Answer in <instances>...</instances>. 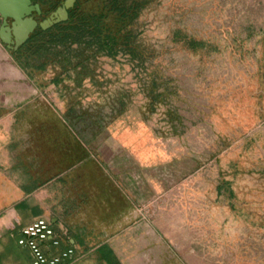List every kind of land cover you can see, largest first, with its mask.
Returning a JSON list of instances; mask_svg holds the SVG:
<instances>
[{
    "label": "rangeland",
    "instance_id": "obj_1",
    "mask_svg": "<svg viewBox=\"0 0 264 264\" xmlns=\"http://www.w3.org/2000/svg\"><path fill=\"white\" fill-rule=\"evenodd\" d=\"M137 28L155 58L144 65L123 54L97 59L93 75L101 81L92 75L80 89H63L64 95L80 100L82 116H122L123 127L146 119L151 147L167 150L170 141L167 167L154 173L175 180L170 203L179 209L182 225L196 228L191 236L197 239L199 262L264 264V105L253 95L254 74H246L250 88H237L244 76L238 64H255L258 28L264 46V0H160L143 11ZM234 34L248 35L246 57L228 51ZM260 60L264 67V55ZM53 69L50 75L37 74L39 85L48 86L51 76L60 74L59 67ZM63 79L54 92H60ZM47 92L51 95V88ZM38 97L39 112L50 116L40 91ZM260 97L264 101V94ZM179 112L185 118L181 170L169 160L178 158L171 133ZM149 203L135 207L155 208Z\"/></svg>",
    "mask_w": 264,
    "mask_h": 264
},
{
    "label": "crops",
    "instance_id": "obj_2",
    "mask_svg": "<svg viewBox=\"0 0 264 264\" xmlns=\"http://www.w3.org/2000/svg\"><path fill=\"white\" fill-rule=\"evenodd\" d=\"M257 31L252 43L255 64H238L244 76L237 88H250L246 74H254L253 95L264 105V46ZM247 37L234 34L228 51L246 57ZM53 68L41 74L50 75ZM51 77L48 86L39 85L37 74L25 70L0 40V264H34L32 249L19 238L38 219L48 220L53 228L52 236L37 240L46 257L73 251L56 264H203L197 258L196 236H191L196 228L182 225L176 218L179 209L170 203L175 180L154 173L166 169L170 141L167 150L151 147L146 119L137 127H123L122 116H82L80 100L63 93L70 85L80 89L79 83L63 74L60 92H54L59 85ZM39 91L50 116L39 112ZM242 96L237 105H242ZM182 121L179 112L171 133L178 158L169 159L179 170ZM191 157L196 161L197 155ZM141 202H154L155 208H136Z\"/></svg>",
    "mask_w": 264,
    "mask_h": 264
},
{
    "label": "trees",
    "instance_id": "obj_3",
    "mask_svg": "<svg viewBox=\"0 0 264 264\" xmlns=\"http://www.w3.org/2000/svg\"><path fill=\"white\" fill-rule=\"evenodd\" d=\"M50 9L63 0H37ZM160 0H75L67 20L44 30L39 27L16 51L18 61L32 75L59 67L79 86L92 77L99 56L119 54L144 65L156 51L143 43L137 22L144 10Z\"/></svg>",
    "mask_w": 264,
    "mask_h": 264
},
{
    "label": "water",
    "instance_id": "obj_4",
    "mask_svg": "<svg viewBox=\"0 0 264 264\" xmlns=\"http://www.w3.org/2000/svg\"><path fill=\"white\" fill-rule=\"evenodd\" d=\"M75 0H65L49 18L38 21L35 13L41 14L39 3L32 0H0V40L12 51L18 50L35 32L36 28L46 30L56 23L69 17L68 10L73 7ZM12 19L9 22L8 19Z\"/></svg>",
    "mask_w": 264,
    "mask_h": 264
},
{
    "label": "bare ground",
    "instance_id": "obj_5",
    "mask_svg": "<svg viewBox=\"0 0 264 264\" xmlns=\"http://www.w3.org/2000/svg\"><path fill=\"white\" fill-rule=\"evenodd\" d=\"M22 233L23 237L19 238V242L30 246L34 254V264H56L62 258L69 256L73 252L72 249H68L59 256L52 258L45 256L37 240H45L53 235V228L46 219H38L34 223L26 226L22 230ZM54 243L58 242L54 241Z\"/></svg>",
    "mask_w": 264,
    "mask_h": 264
},
{
    "label": "flooded vegetation",
    "instance_id": "obj_6",
    "mask_svg": "<svg viewBox=\"0 0 264 264\" xmlns=\"http://www.w3.org/2000/svg\"><path fill=\"white\" fill-rule=\"evenodd\" d=\"M33 1V3H39L40 4V7H41V14H37V12H34L35 13V18L40 22V21H42V20H44V19H46V18H49L50 17V15L59 7V6H61L62 4H63V2L65 1V0H63V1H61L60 3H59V5H57L55 8H53V9H50V7H48V6H46L43 2H41V1H37V0H32ZM2 18L0 17V25L2 24ZM8 21L9 22H12V19H8ZM39 27L40 26H38L37 28H36V30L37 29H39ZM35 30V31H36Z\"/></svg>",
    "mask_w": 264,
    "mask_h": 264
}]
</instances>
